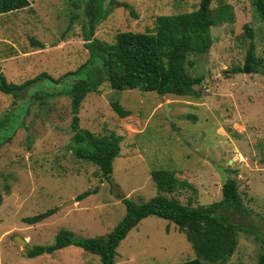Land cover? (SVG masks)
Listing matches in <instances>:
<instances>
[{"label": "rangeland", "instance_id": "374dc122", "mask_svg": "<svg viewBox=\"0 0 264 264\" xmlns=\"http://www.w3.org/2000/svg\"><path fill=\"white\" fill-rule=\"evenodd\" d=\"M88 1L29 0L27 9L0 15V72L7 80L22 84L42 73L58 80L86 63ZM255 1L213 0L212 14H225L226 19L211 30V50L188 57L192 64L188 74L204 77L194 87L198 96L118 92L106 82L98 93L86 97L79 113L81 128L123 138L110 180L98 166L73 156V115L66 94L25 108L23 101L0 92V118L14 112L22 122L0 132V264H102L98 256L76 246L36 258H27L26 253L53 244L62 230L77 238L107 236L126 215L123 197L142 204L158 195L154 171H174L192 184V189L170 195L185 205L197 208L219 202L223 186L216 166L227 171L228 179L237 180L245 207L242 212L221 211L241 227L235 253L221 264H258L264 255V74L225 75L245 62L250 49L245 26L253 29L255 53L264 64V21ZM116 2L129 4L136 16L113 5ZM200 2L105 0L108 14L94 38L115 43L119 33H152L159 16L194 12ZM32 39L44 47H34ZM49 86L54 84L45 80L38 87ZM116 101L131 116L119 118L112 109ZM95 189L96 194L77 201L80 194ZM52 209L57 213L42 223L23 221ZM195 258L191 243L176 225L151 216L121 242L115 264H180Z\"/></svg>", "mask_w": 264, "mask_h": 264}, {"label": "trees", "instance_id": "16d2710c", "mask_svg": "<svg viewBox=\"0 0 264 264\" xmlns=\"http://www.w3.org/2000/svg\"><path fill=\"white\" fill-rule=\"evenodd\" d=\"M105 0H89L86 9L88 23L84 28L85 47L89 58L76 71L69 72L55 80L47 73H42L22 84L9 82L0 72V92L11 95L25 108H29L45 97L66 94L71 100L72 123L74 133L70 149L75 158L99 167L103 176L110 180L113 174L114 160L120 155L123 138L115 133L94 135L80 126V109L89 94L98 93L106 82L118 92L125 90H141L155 92L165 96H198L194 87L201 85L204 77H192L187 68L192 65L190 54H206L211 50L213 39L211 30L222 23L221 17L214 16L211 10L213 0H201L197 10L178 15H164L156 19L154 32H124L116 36L115 43H108L94 38L99 23L107 17L104 9ZM114 3V2H113ZM258 14L264 21V0H256ZM29 0H0V15L25 10L30 7ZM75 6H77L74 3ZM117 7H125L136 16L134 9L127 3H115ZM71 18V29L73 21ZM250 39V49L242 66L226 72L227 78L235 74H264V64L256 56L254 31L245 26ZM31 44L43 48L44 45L35 39ZM45 80H51L54 87H38ZM62 84V85H61ZM55 85L59 88L55 90ZM39 90H36V89ZM35 91L32 93L31 91ZM42 95V97H41ZM19 102V103H20ZM112 109L121 119L131 116L118 101L112 103ZM27 109V113H28ZM26 113V114H27ZM19 116L14 112L0 118V132L14 130L22 125ZM152 179L158 195L149 201L138 204L124 199L125 217L116 225L112 232L104 237L77 238L69 230L60 231L55 242L48 246L29 248L27 258H36L76 246L85 252L96 255L102 264H115L117 249L127 235L146 218L155 216L176 225L191 243L196 258L180 264H221L228 261L238 246V234L241 227L229 216L221 215L223 209L242 212L245 210L239 194L237 180L229 178L222 187L223 199L208 206L193 208L183 204L170 195L182 189H192L187 180H181L174 171H154ZM97 189L86 191L77 197L81 202ZM0 198V205H1ZM58 209L27 217L23 221L36 225L54 216ZM258 264H264V255Z\"/></svg>", "mask_w": 264, "mask_h": 264}, {"label": "water", "instance_id": "95a60500", "mask_svg": "<svg viewBox=\"0 0 264 264\" xmlns=\"http://www.w3.org/2000/svg\"><path fill=\"white\" fill-rule=\"evenodd\" d=\"M165 108H166V116L169 120H172V118L170 117L169 115V112H170V108L165 105ZM216 170L220 176V182H221V185L224 186L226 185L227 181H228V173L227 171H225V169L219 167V166H216ZM125 199V197H123ZM15 240L17 242H19L21 245H26L27 242H25V240H22L21 238L19 237H16Z\"/></svg>", "mask_w": 264, "mask_h": 264}]
</instances>
